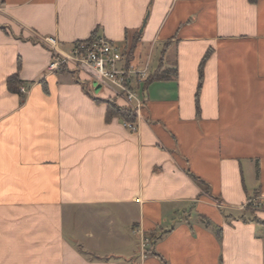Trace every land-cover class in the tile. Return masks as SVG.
<instances>
[{
  "label": "crops",
  "instance_id": "crops-1",
  "mask_svg": "<svg viewBox=\"0 0 264 264\" xmlns=\"http://www.w3.org/2000/svg\"><path fill=\"white\" fill-rule=\"evenodd\" d=\"M100 35L174 69L135 130L49 69ZM260 220L264 0H0V264H263Z\"/></svg>",
  "mask_w": 264,
  "mask_h": 264
},
{
  "label": "built area",
  "instance_id": "built-area-1",
  "mask_svg": "<svg viewBox=\"0 0 264 264\" xmlns=\"http://www.w3.org/2000/svg\"><path fill=\"white\" fill-rule=\"evenodd\" d=\"M45 41L56 52L55 59L49 64L50 70L58 69L62 64L71 65L78 73L81 71L88 75L98 91L107 89L111 98L121 100L123 106L132 110L134 116L138 115L143 102L142 86L150 75L149 60L142 64L133 63L127 59L125 50L103 36L75 42L71 48L62 51L57 48L55 39L49 37ZM21 92L25 88H19ZM125 125L135 130L132 122L126 121ZM254 206H258L253 200ZM149 240L140 235V246L144 248Z\"/></svg>",
  "mask_w": 264,
  "mask_h": 264
},
{
  "label": "trees",
  "instance_id": "trees-1",
  "mask_svg": "<svg viewBox=\"0 0 264 264\" xmlns=\"http://www.w3.org/2000/svg\"><path fill=\"white\" fill-rule=\"evenodd\" d=\"M249 1H254V0H249ZM135 44H136V39L132 42L131 48L126 52L128 60L131 59V51L134 48ZM203 60H204V58L202 59L201 63L203 62ZM64 66H65V64H62L58 68L62 69V67H64ZM172 75H174V69L163 68L162 64L160 63L156 67V69L153 71V73H151L148 76L146 83L150 82L152 80L166 79ZM19 84H20V80L18 78L17 73L8 76L6 79L7 89L10 92L18 93L22 96L21 91L19 89ZM106 100H107L106 118H110L111 116H117V117H119L125 121H133L134 120L131 109H129L127 107L118 106L114 102V99H112V98H108ZM259 223L261 224V226L263 228V235H264V220H260ZM263 264H264V257H263Z\"/></svg>",
  "mask_w": 264,
  "mask_h": 264
},
{
  "label": "rangeland",
  "instance_id": "rangeland-1",
  "mask_svg": "<svg viewBox=\"0 0 264 264\" xmlns=\"http://www.w3.org/2000/svg\"><path fill=\"white\" fill-rule=\"evenodd\" d=\"M156 61H157V54H156V51H154L153 52V56H152V62H151L152 65L151 66H153L156 63ZM80 74L83 77V79H82L83 82L86 83V85L88 87H91L92 81H90V79L88 78V75L85 72H83V71H81ZM101 91H104L103 94L111 95V92L109 90H107V89H102ZM247 205H249V207L251 209H254L256 207V206H254L252 204V202H248Z\"/></svg>",
  "mask_w": 264,
  "mask_h": 264
},
{
  "label": "water",
  "instance_id": "water-1",
  "mask_svg": "<svg viewBox=\"0 0 264 264\" xmlns=\"http://www.w3.org/2000/svg\"><path fill=\"white\" fill-rule=\"evenodd\" d=\"M98 89H99V87H98V86H96V88H95V91H98Z\"/></svg>",
  "mask_w": 264,
  "mask_h": 264
}]
</instances>
